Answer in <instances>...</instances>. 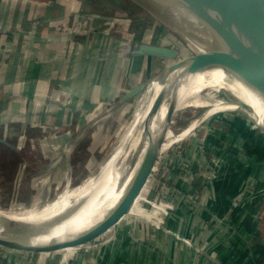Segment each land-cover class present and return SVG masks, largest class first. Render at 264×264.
Instances as JSON below:
<instances>
[{
  "label": "crops",
  "instance_id": "1",
  "mask_svg": "<svg viewBox=\"0 0 264 264\" xmlns=\"http://www.w3.org/2000/svg\"><path fill=\"white\" fill-rule=\"evenodd\" d=\"M81 4V0H0V143L9 151L24 155L14 172L40 164V172L35 175L40 186L66 176L70 161L84 147L82 143L88 145L87 141L95 140V136L81 140L80 130L93 131L96 119H92L98 108L107 101L122 99L141 83L137 80L139 75L133 73L138 65L165 62L159 57L129 56V43L141 40L117 32L88 30L82 19L104 14H95L93 9L92 13L83 14ZM121 21L120 25L125 24ZM217 121L220 118H213L209 125ZM16 123L20 126L17 133L12 127ZM103 126V133H109L110 127L105 122ZM188 143L186 140L175 149H188ZM32 157L36 161H29ZM218 157L219 154L215 158ZM6 158L9 161L11 156ZM164 159L159 174L171 166L168 172L173 181L167 187L171 195L165 200L172 213L169 225L183 240L141 217L133 223L125 218L104 246L75 254L70 262L55 253L3 248L0 264H264V229L257 225L262 198L256 197L252 205L244 202L247 210L242 215L240 204L227 214L224 210L231 201L223 190L216 192L215 188L218 184L221 186L217 189L232 186L235 194L244 180L228 186L219 178L215 192L209 194L204 184L201 189L205 193L201 191L203 195L198 197L195 182L181 176L184 173L191 177V169L180 168L177 157ZM186 159L191 163H200L198 159L211 162L193 154ZM216 167L218 173H224L228 166ZM6 171L12 173V168H0V173ZM262 171L264 168L256 171L249 167L246 173ZM163 179L160 174L155 182L158 189ZM187 182L190 196L196 199L195 207L198 205L193 213L185 206L190 202L188 195H182L180 190L186 189ZM238 220L243 222L242 227Z\"/></svg>",
  "mask_w": 264,
  "mask_h": 264
},
{
  "label": "rangeland",
  "instance_id": "2",
  "mask_svg": "<svg viewBox=\"0 0 264 264\" xmlns=\"http://www.w3.org/2000/svg\"><path fill=\"white\" fill-rule=\"evenodd\" d=\"M156 1L158 6L150 1L154 4V8H152L146 1L141 0H81V5L83 6L82 10H84L83 14L92 13L91 9H93V13L99 15L104 14L105 18L106 15H111V17L123 19L125 24L120 25L116 21L113 22L112 25H110L111 29L109 33L114 34V32H117L122 36L141 40L140 42L143 43L174 47L179 50L178 56L180 55L181 57L194 53L195 51L189 46L186 38L182 35L183 33L173 28L169 21L164 18L166 15L164 13L165 9L159 7L160 5L167 3L171 5V9L179 11L178 6L169 2V0ZM86 9H90V11H85ZM97 11H103V13L100 14ZM80 19H82V16ZM82 20L88 21L87 18ZM117 21L120 22L121 20ZM185 25L187 29V23H185ZM163 59L165 62L162 61V63L159 62L158 64L155 62L149 66L145 63H141L138 65L137 70H133L134 74L139 75V79L137 80L143 83V87L137 93L128 98L126 101L118 98L112 102L107 101L104 105H101L98 108L97 112L93 116L94 118L92 119H96V124H94L93 128L94 130L90 132L88 130H80V134L82 136L81 140H85L86 136L90 137L89 139L95 136V140L87 141L88 145H86V143H82L84 147L80 149V152H78V155L74 158V160L72 162L70 161V165L67 167L68 172L66 173V176L63 175L64 177H62V174H60L59 176L62 178H56V182L51 179L52 181L48 182L46 185L40 186L41 182L38 181L39 179L35 176L40 172L41 167H37L40 166V164L35 163L30 169L26 168L23 172L20 167V171L17 170L14 172L10 183L6 182L0 184V206L40 205L60 193L66 187L68 182H70L73 188L75 187L78 190H82V192H85L87 188L98 182L96 179L98 174L96 172L98 171L99 163H101L106 153L111 148L112 142L116 138V133L121 125L122 109L127 104L132 106L137 98L147 90L150 85V80L155 75L160 73L164 65L170 61L168 58ZM217 93L221 94L222 90H218ZM201 110L196 108H186L174 111L170 115V126L168 119L169 114H167V116L165 115L161 121L159 131L162 130V125L167 123V127L170 129V132L172 134H178L184 130L185 127H187L190 121L197 116L198 112ZM213 118H220V121H217L210 126L209 121ZM104 122L110 127L109 133L106 134L103 133L102 130L104 129L103 127H106L103 126ZM252 123L256 125L243 109L221 110L217 113L210 114L179 141H173L165 149L158 151L159 153H157V155H153L150 160V166H152V168H150L151 174L144 178L145 184L143 188L145 189V197H142L140 193L133 196L129 202V212L123 219L126 218L133 223L136 218L144 216L145 214V216H148L149 213L153 215L152 213L155 212H157L156 215L159 214L161 212L160 208L153 205L154 202L158 203L159 200H163L168 207L170 206L169 202H166L165 200L169 199L168 197L171 195V192L167 189V187L173 184L170 173L168 172L171 166L164 172L162 171L160 173L162 178L164 177L161 183L163 188L161 187L158 189L155 182L160 175L159 169H162L163 164L165 165L164 158L172 156L177 157L180 168L183 170L191 169V172H193V177L185 176L184 173L181 174V176L185 178L187 177L186 180H189L190 182H195V194L198 197L200 196L199 194H201V188L204 184L206 187L208 186L207 190L209 194L211 191H214L216 181H219V178L220 182H226L228 184L225 185L228 186L235 184L237 180H244L242 186H240L239 192H236L235 194H233L234 187L232 186H229L228 189H217L218 186H221L220 184L217 185L215 191L218 192L223 190L224 195L226 193V196L229 197V200L231 201L230 206L228 209L225 208L226 211L224 210L227 214H230V212L240 204L243 207L240 214L242 215L243 211L245 209L247 210V205L244 202L252 205L255 198L260 196L262 201L259 203H261L260 205L262 210L260 212L261 214L258 215L260 218H258L257 225H260L264 229V171L253 175H248V173H246L248 172L249 167L251 170L254 168L256 171L264 168V130L257 125L254 127ZM12 127L16 133L20 132V126L18 123ZM34 131L38 132L39 130ZM44 132L46 131L44 130ZM232 138L239 144V146H236V143L232 142ZM186 140L189 141L188 149L184 150L179 147L175 149V146L179 144L183 145ZM162 142V144L165 143V141ZM191 142L192 144H190ZM212 145L215 146L213 147ZM6 152L7 148L0 143V168L3 166V160H6V157L8 156ZM191 154L198 157L209 158L211 162H202V159H198L200 163H196L195 161L194 163H191L190 159H186L189 158ZM218 154L219 157L215 158ZM26 157L28 160V156ZM24 159L25 158H22L20 161L23 162ZM33 159L35 158L32 157L29 161H33ZM248 160L250 162H248ZM34 161H36V159ZM207 165L210 167H206ZM223 165L226 167L228 166L226 172L222 173L221 171L218 173V168L216 166L222 167ZM229 168L230 170H228ZM176 174L180 175L178 173ZM69 179H71V181H69ZM188 184L189 183L187 182L185 190H180L183 191L182 195H188L190 202L185 206L193 213L197 210L198 205L195 207L196 199H194L193 196H190L192 192L191 189L188 188ZM212 193L211 196H213ZM201 195H203V193ZM245 197L247 200H244ZM123 219L120 222H122ZM238 221L242 227L243 222L240 220ZM129 224L130 223H128V225ZM117 225L107 231L101 232L96 235V237L89 239L78 246L71 248H59L39 253H55L59 256H65L67 261L70 262L75 254L80 252H90L91 249L93 250L104 246L105 242L111 240L113 237V232L118 228ZM3 248L7 249L8 247L0 245V252H2ZM8 249L30 252L15 248ZM202 254L207 255L204 251H202ZM245 254L248 257L247 252Z\"/></svg>",
  "mask_w": 264,
  "mask_h": 264
},
{
  "label": "bare ground",
  "instance_id": "3",
  "mask_svg": "<svg viewBox=\"0 0 264 264\" xmlns=\"http://www.w3.org/2000/svg\"><path fill=\"white\" fill-rule=\"evenodd\" d=\"M141 1H146L154 8V4L149 0ZM164 13L166 14L164 18L173 28L183 33L182 35L195 52L213 53L215 32L210 19L207 22L199 15H194L195 17L180 15L166 9ZM185 23H187V29ZM225 88L231 89L239 97L250 102L256 108V112H248L240 104L230 100L223 93ZM263 89L264 50L254 46L250 48L242 67L234 75L222 69L203 66L165 73L159 80L152 78L147 90L137 98L135 103L132 106L127 104L122 109L121 125L116 138L99 163L96 172L98 182L87 188L85 192L73 188L68 182L60 193L40 205L0 206V224L13 230L19 236L18 238H27L34 242L76 233L91 226L103 218L122 195L139 158L137 152L142 146L155 102L159 104L160 109L154 123L156 132L152 153L165 149L173 141H179L210 114L221 110L243 109L251 120L262 128L264 104L253 91L259 93ZM218 90H222V93H217ZM186 108L203 110L199 111L198 115L178 134H172L167 123L162 125V130L159 131L165 115ZM256 125L253 124L254 127ZM162 141L165 143L162 144ZM139 193L145 197L144 188H141ZM125 213L124 207L121 216H126ZM121 220L122 218L114 221L111 227L119 224ZM0 236L9 238L2 229H0Z\"/></svg>",
  "mask_w": 264,
  "mask_h": 264
},
{
  "label": "water",
  "instance_id": "4",
  "mask_svg": "<svg viewBox=\"0 0 264 264\" xmlns=\"http://www.w3.org/2000/svg\"><path fill=\"white\" fill-rule=\"evenodd\" d=\"M149 1L158 6L156 0ZM169 2L178 6L179 11L171 9V5L167 3L159 7L180 15H199L206 19L207 22H209V19L212 21V24H210L214 26L215 32L214 49L212 54L194 52L188 56L181 57L180 55L178 56L179 50L174 47L143 42L129 43V46H131L128 52L129 56H153L168 58L170 60L160 73L153 77L154 80H159L165 73L169 74L185 68L203 66H209L212 69H222L234 75L242 67L244 59L252 46L264 50V0H169ZM142 87L143 83L137 85L128 91L122 97V100L126 101ZM223 93L230 100L240 104L248 112H256V108L250 102L239 97L231 89L225 88ZM253 93L264 104V89L262 92L256 93L253 91ZM159 109V104L155 102L142 146L137 152L139 158H137V163L134 165L132 175L119 200L105 213L103 218L76 233L63 234L57 238H50L41 242H34L27 238H18L19 236L13 230L11 231L9 227L0 224V229L6 235H9V238L0 236V245L30 252H46L59 248H71L96 237L101 232L107 231L111 228L114 221L123 219L125 217L121 216L123 208L125 207V214H127L130 207V199L138 195L139 190L144 187V178L151 174V157L159 153H152L156 132L154 123ZM173 112L168 117L169 126L170 115ZM261 127L264 130L263 124ZM3 142L6 143V141Z\"/></svg>",
  "mask_w": 264,
  "mask_h": 264
},
{
  "label": "built area",
  "instance_id": "5",
  "mask_svg": "<svg viewBox=\"0 0 264 264\" xmlns=\"http://www.w3.org/2000/svg\"><path fill=\"white\" fill-rule=\"evenodd\" d=\"M87 19L88 21H86V25L88 27V30L103 31V32H109L111 29L110 25H112L113 22L116 21L118 24L122 22L120 21L122 19H118L116 17L105 18L103 16H91V17H87ZM117 20H119L120 22H118ZM153 205L158 206L160 208L161 212L159 214L156 215L157 212H155L152 213L154 216L151 215V213H149L148 216L144 215L140 217L144 219L148 224L159 230H162L164 233L172 234L176 236L178 239L183 240L184 237H182V235L179 234L178 232L172 230L169 225V219L172 213L170 212L167 204L163 200L161 201L159 200L158 203L154 202Z\"/></svg>",
  "mask_w": 264,
  "mask_h": 264
},
{
  "label": "trees",
  "instance_id": "6",
  "mask_svg": "<svg viewBox=\"0 0 264 264\" xmlns=\"http://www.w3.org/2000/svg\"><path fill=\"white\" fill-rule=\"evenodd\" d=\"M6 154L11 156V159L9 161H7V158H6V160L3 161L2 168H4L5 170H8V169L12 168V173H9L8 171L0 173V179H1L0 183H2V184L6 183V182L7 183L11 182L12 177H13V172L16 170V166H18L20 160H22V158H24V155H22L20 153H17L15 151H12V150L9 151L8 149H7Z\"/></svg>",
  "mask_w": 264,
  "mask_h": 264
}]
</instances>
